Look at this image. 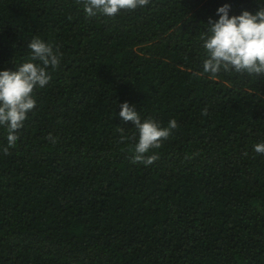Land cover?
Here are the masks:
<instances>
[{
    "label": "trees",
    "instance_id": "16d2710c",
    "mask_svg": "<svg viewBox=\"0 0 264 264\" xmlns=\"http://www.w3.org/2000/svg\"><path fill=\"white\" fill-rule=\"evenodd\" d=\"M225 3L260 6L149 0L88 18L80 0H0V70L33 36L61 57L15 147L0 128V264H264V74L203 72L200 36ZM123 102L176 121L151 165L133 160Z\"/></svg>",
    "mask_w": 264,
    "mask_h": 264
},
{
    "label": "clouds",
    "instance_id": "9594fccd",
    "mask_svg": "<svg viewBox=\"0 0 264 264\" xmlns=\"http://www.w3.org/2000/svg\"><path fill=\"white\" fill-rule=\"evenodd\" d=\"M88 18L102 15L115 18L122 10L144 8L149 0H80ZM259 9L253 13L243 10L231 15V5L225 3L216 9V18H210L200 36L204 49L203 72L215 77L221 72L264 74V0H258ZM30 57L14 70H0V128L6 132L8 147H15L18 130L23 128L28 114L36 107L34 90L45 88L51 81V70L61 63L58 50L39 36L28 42ZM118 116L123 122H131L137 131L134 162L151 165L160 147V141L176 127L171 120L162 127L151 118H141L135 105L117 103ZM117 113V112H116ZM123 139V137H122ZM8 148H4L7 153ZM253 151L264 155V142L253 146Z\"/></svg>",
    "mask_w": 264,
    "mask_h": 264
}]
</instances>
